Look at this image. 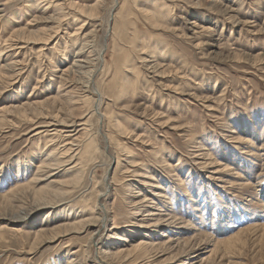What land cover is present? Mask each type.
<instances>
[{"label": "rangeland", "instance_id": "374dc122", "mask_svg": "<svg viewBox=\"0 0 264 264\" xmlns=\"http://www.w3.org/2000/svg\"><path fill=\"white\" fill-rule=\"evenodd\" d=\"M6 1L0 0V50L7 51L0 56V65L15 61L21 73L0 83V264H68L76 256L82 264H264V0H202L199 4L196 0H123L145 43L161 39L159 48L165 53L156 67L150 53L141 54L149 59L146 65L137 62L141 45L135 52L128 48L129 26L109 33L112 13L122 0H102L95 15L87 12L96 0H66L71 8L61 11L65 16L60 20L53 6L57 0L46 11H42L49 4L46 1L37 6L34 0ZM155 1L162 14L158 30L138 13L140 7L153 11ZM211 1L218 4L213 6ZM90 17L97 18L95 25ZM81 23L83 28L73 40L69 35ZM56 26L47 42L37 41ZM84 34L93 39V52L112 66L103 74L107 79L126 73L135 77L129 68L134 60L133 65L143 70L135 92L104 98L105 109L119 126L110 125V135L129 151L112 148L115 142L109 144L104 137L109 134L106 123H96L94 117L89 132L95 135L97 148L85 157L82 171L71 168V160L38 170V161L45 158L53 162L69 157L61 156L65 137L48 143L45 132L31 136L29 129L50 122L37 129L70 133L64 130L72 126H60L53 115L67 119L80 111L76 101L65 100L76 99L82 80L77 72L62 70L71 63ZM25 37L34 41L25 42ZM14 43L8 51V44ZM120 48L123 54L118 53ZM93 73L91 81L98 82V71ZM61 80L65 96L58 94ZM151 85L153 90L148 92ZM39 102H44L42 108ZM147 105L149 110L142 114ZM89 108L85 104L81 111ZM112 176L117 179L113 184ZM74 178L76 186L68 185ZM106 183L108 191L94 203L96 191ZM42 187L58 193L69 189V193L38 206V197L31 192ZM101 200L108 209L105 225L95 222L85 230L83 225L65 229V223L69 227L74 220L82 219L78 225L84 221L91 205L102 209ZM166 203L175 209L168 210ZM147 209L156 214L144 215ZM98 226V232L87 239ZM140 241L154 243L148 260L136 259L142 249L134 247ZM104 246L119 250L118 257L124 260L107 256ZM97 248H101L98 258Z\"/></svg>", "mask_w": 264, "mask_h": 264}, {"label": "bare ground", "instance_id": "6f19581e", "mask_svg": "<svg viewBox=\"0 0 264 264\" xmlns=\"http://www.w3.org/2000/svg\"><path fill=\"white\" fill-rule=\"evenodd\" d=\"M8 1V0H7ZM6 1V2H7ZM34 1H36V6L37 5H39V4H41L42 2H44V1H46L47 3H49V4H46L45 5V7H44V9H42V11H46V10H48L49 8H51L50 7V3L51 4H53L54 2H55V0H34ZM63 2H58V0H57V2H55L54 4H53V6H54V10H56V11H58V12H60V14H58V18H57V20H60L61 18H63L64 16H65V13H63V14H61V11L64 9V8H68V9H70L71 8V3H70V5H69V3H66L65 1L66 0H62ZM101 1L102 0H96V2L95 3H93L92 5H90L89 6V11L87 12V14L88 15H95L96 14V11H97V7H98V5H100L101 4ZM119 1V0H118ZM121 1V0H120ZM119 1V2H120ZM202 0H196V2H195V4H199L200 2H201ZM255 1V0H254ZM6 2H3L2 4H6ZM211 2H214V1H211ZM256 2V1H255ZM215 3H217V2H214V3H212V5L213 6H215L216 4ZM24 4V3H23ZM154 4H155V6H156V8L153 10V11H150V10H146L145 8H142V7H140L139 9H138V13L140 14V15H142L143 17H144V19L147 21V23H148V25L152 28V29H156V30H158L159 29V23L161 22V20L159 19L160 18V16H162V14H159V2L158 1H155L154 2ZM218 4V3H217ZM64 5V6H63ZM175 4L173 3V6H174ZM55 6H57V8H55ZM172 6V5H171ZM170 6V7H171ZM52 9V8H51ZM1 10V9H0ZM48 12V11H47ZM157 13V14H156ZM142 17V18H143ZM112 18L114 19L113 20V22H112V26H111V30H110V32L109 33H111L112 32V30L114 31V33L117 31V30H119L121 27H122V25H127V26H129L127 29H131L132 31L130 32L131 34H132V38H131V40H130V46L128 47V48H131V49H134V52H135V47H137V45H141L140 46V48H138V50H137V52H139V54L138 55H140V56H137V62H139V63H141V64H143L144 63V61H148L149 59H147L145 56H141V54H144V53H150L151 54V60L153 61L152 63H154L152 66L153 67H156L157 66V64H159L160 62H159V57L161 56V58L163 57L162 55H163V53H165V51L164 50H161L160 48H159V41H161V39L158 41H153L151 44H147V42L145 43V41H144V39H143V36H142V33H139L136 29H135V27H134V22H133V20H131V13L129 12V11H126L125 10V4H124V2H123V0L120 2V4L118 5V7H117V10L114 12V13H112ZM90 19H91V23H93V25H95V21L97 20V18L96 17H90ZM163 20V19H162ZM97 22V21H96ZM82 24L83 23H81L80 25H78L77 27H76V30H74V31H72L71 33H70V35L69 36H72V39L73 40H76L78 37L77 36H75V34H77L78 33V31L81 29V28H83L82 27ZM194 24V26H196L195 25V23H193ZM193 24H191V25H193ZM108 25V24H107ZM0 28H2L1 26H0ZM56 29H53V27L52 28H50L51 29V32H48L47 30H45V32L43 33V35H41L39 38H37V39H39V40H37V41H40V42H47L50 38H52L53 37V35L56 33V31H57V29H58V27L56 26L55 27ZM201 29H202V27H201ZM205 29H206V27H205ZM203 30V29H202ZM3 31V30H2ZM16 31V30H15ZM195 31V30H194ZM197 31V30H196ZM14 32V31H13ZM17 33V32H16ZM154 33H156V32H154ZM87 34V33H86ZM86 34H84L83 36H82V38H81V40H82V45L80 46V47H77L76 48V50H75V52H74V54H73V58H72V61H71V63L70 64H68V66L67 67H65L63 70H62V73H65V72H77L78 73V79L79 80H82V84L79 86V87H77V90H80L79 92L80 93H78V94H76V99L74 100V97H73V95L71 96V97H73L72 99H67V100H65V103H67V102H69V103H72L73 101H76V104H77V106L75 107V108H77V109H80V111H78L77 113H76V115L74 116V117H72L71 116V118H67V119H64V118H61V117H56L57 115L55 114V115H53V113H52V115H53V118L58 122V124H60V126L61 125H63L64 124V127L65 126H72V128H70V130H64V131H66V132H69L70 131V133H65L64 135H63V133L62 132H52L51 131V133H49L47 130H39V129H37L38 127H46V126H49V123L50 122H48V123H43V124H41V125H39L38 127H36V126H33V127H31L29 130V132H31L32 131V134H31V136H34V135H37V136H39V134H41V132H45L44 134L46 135H48L49 136V138L47 139V142L48 143H51V141H54V140H57L58 138H64L65 137V140H63L62 142V145L64 146V152L61 154V156H63V155H69V157L66 159V160H62V159H60V158H55L54 159V161L53 162H50L51 160H53V159H50V158H45V159H43V160H41V161H38V165L36 166L37 167V169L38 170H44V168H51L52 166H60L61 164H64V163H66L67 161L68 162H70V160H71V162H74V164L71 166V168H77L78 170H80V171H82L83 170V168H84V165H85V157L87 156V155H90L91 153L92 154H94L95 152H96V145H95V135L93 136V133H91V132H89L90 131V128H91V119L92 118H94L95 117V119H96V123L97 122H101V124H103V126H104V124L106 123V126H107V130H106V132H108L109 134H107L106 133V136H104L105 138H106V140H108L109 141V144H111V142H115V144H116V148L115 147H113V145L111 144V146H112V148H114V149H116L117 150V152H120V151H125V152H128L129 151V149H128V147L125 145H122V144H119V143H116V141L114 140V138L110 135V132H111V129L113 128V129H118L119 128V126H118V121L117 120H114V118H112V116L110 115V112L108 111V110H106L105 109V104H107V103H105L104 104V98L107 100V99H110L111 98V96L112 95H115V94H120L121 92H129L130 90H132V92H135L137 89H138V85H139V79L142 77V74H143V70L141 69V68H137V67H135V65H133L134 64V61H131V67H129V68H131V70H134L135 71V77H133V74H132V76H130L128 73H126V74H124V75H121V77H119V78H117V79H107L103 74L104 73H107L110 69H111V67L112 66H110V65H108L107 63H105V59H103L104 57H102V56H100V54L98 53L97 54V52H93V50H92V41H93V39L91 38H89V36L88 35H86ZM194 34V33H193ZM11 35V34H10ZM156 35V34H155ZM9 36V35H8ZM4 37V36H3ZM16 38V42H17V40H18V36H15ZM22 37V36H21ZM90 37H92V36H90ZM7 38V37H6ZM5 38V39H6ZM12 38H14V35H13V37ZM34 38H32V37H25L24 38V41L26 42H31V41H34L33 40ZM164 39V38H163ZM162 39V40H163ZM3 40V39H2ZM1 40V41H2ZM8 40V39H7ZM22 40V39H21ZM147 40V39H146ZM151 40V39H150ZM153 40H156V39H153ZM4 41V40H3ZM80 41V40H79ZM148 41V40H147ZM164 41H166V40H164ZM77 42V41H76ZM6 43V42H5ZM9 43V42H8ZM11 43V42H10ZM19 43V42H18ZM163 42H161V44H162ZM3 44V43H2ZM9 45V49H8V51L9 50H11L13 47H14V45H15V43L14 44H8ZM107 45V44H106ZM168 45V44H167ZM165 46V44H163V45H161V46H165V47H168V46ZM4 46V45H3ZM10 46H11V48H10ZM21 46H22V44H21ZM170 46V45H169ZM20 47V46H19ZM19 47H17V48H19ZM164 47V48H165ZM16 48V47H15ZM104 48V47H103ZM163 48V47H162ZM41 49V48H40ZM39 49V50H40ZM106 49H107V47H106ZM160 50V51H159ZM167 50H169L168 48H167ZM1 53H0V56L1 57H4L3 55H6L7 54V51H5V48H2L1 50ZM119 54H123L124 53V48H120L119 49V52H118ZM96 55H98V57H96ZM149 55V54H148ZM166 55V54H165ZM11 56V55H10ZM17 57H19L18 55H16ZM15 56V57H16ZM12 57V56H11ZM128 57L129 56H127V57H125V59H124V61H126L127 62V59H128ZM1 59V58H0ZM3 60V59H2ZM11 60V59H10ZM8 61H9V59H8ZM17 61V60H16ZM26 61V60H25ZM11 62V61H10ZM125 62H123V64H124ZM135 63H136V61H135ZM149 63V62H148ZM16 64H18L17 62H15V61H12L11 62V64H5V65H0V83H2V82H4V83H6L5 81H7V80H11L14 76H16L17 74H19V73H21V70H19V68L18 69H16ZM145 65H146V63H144ZM129 68H128V72L130 71L129 70ZM147 68H149L148 66H147ZM57 70V69H56ZM158 70V69H157ZM93 71H98V78L99 79H97L98 80V82L97 81H91V79L90 78H92L91 77V75H92V73H93ZM155 72H157V71H154V73ZM141 73V74H140ZM158 73V72H157ZM160 73H163V71H160ZM94 74V73H93ZM96 74V73H95ZM58 77V76H57ZM93 79V78H92ZM163 80V79H162ZM161 80V81H162ZM165 80V79H164ZM77 83V82H76ZM70 84V83H69ZM85 84V85H84ZM66 85H68V83L66 84ZM65 85V86H66ZM165 85V84H164ZM170 85V84H169ZM62 86H64V81H62L61 80V82H60V84L58 83V94L60 95V96H65L64 95V89H62ZM78 86V85H77ZM83 86L85 87H87V88H83ZM140 86V85H139ZM68 87V86H67ZM73 88V87H72ZM153 87H152V85H151V87L149 86V88H148V92L149 91H151V90H153L152 89ZM74 89V88H73ZM186 90H188V89H186ZM185 90V91H186ZM75 91V90H74ZM77 92V91H76ZM92 92H95V96H96V98L97 99H95V97H94V95H93V93ZM187 92V91H186ZM63 93V94H62ZM147 93V92H146ZM193 93V92H192ZM117 94V95H118ZM75 95V94H74ZM189 95V94H188ZM156 96V95H155ZM153 98V97H152ZM151 98V99H152ZM159 98V97H158ZM206 98V96L204 97V99ZM154 99V98H153ZM215 99V98H214ZM213 99V100H214ZM212 100V99H211ZM49 101H53L52 99H50ZM63 101V100H62ZM203 101V100H202ZM29 102L30 101H27V102H24V103H22V106L21 107H23V106H25L26 104H29ZM54 103V102H53ZM37 104H39V105H41V106H39V108H42L43 106V104H44V102H39V103H37ZM85 104H88V106H90V108L88 109V110H86V111H84V110H82L81 111V109L83 108V106H85ZM33 105V104H32ZM61 105V104H60ZM105 105V106H104ZM146 105V104H145ZM161 105V104H160ZM36 106V105H35ZM38 106V105H37ZM140 106V105H139ZM16 107H18V106H16ZM149 107H150V105H147V106H144V110L142 111V114H145L146 113V111L147 110H149ZM154 107V106H153ZM164 107V106H163ZM207 107H208V104H207ZM65 108H70V107H65ZM162 108V107H161ZM160 108V109H161ZM212 108V107H211ZM57 109H60L61 110V106H59ZM151 109V108H150ZM154 109V108H153ZM34 110H37V109H34ZM68 110V114H72V110H70V109H67ZM151 111V110H150ZM155 111V110H154ZM162 111H163V109H162ZM35 112H37L38 113V116H39V113H40V111H35ZM85 112V113H84ZM156 113V112H155ZM159 113V112H158ZM158 113H156V114H158ZM75 114V113H74ZM155 114V115H156ZM146 115V114H145ZM154 115V114H153ZM160 116H162L161 115V113H159L158 114V117L160 118ZM34 117H35V115H34ZM40 117V116H39ZM77 117V118H76ZM87 117V119H85ZM164 117V116H163ZM52 118V119H53ZM53 119V120H54ZM77 119H78V122H77ZM157 121H160V120H158V119H156ZM156 120H154V121H156ZM167 121V119L164 121V122H166ZM169 121V120H168ZM167 121V122H168ZM55 122V121H54ZM161 122H163V121H161ZM161 122H160V124H161ZM166 122V123H167ZM52 123V122H51ZM154 123V122H153ZM76 124V126H74ZM155 124V123H154ZM110 125L112 126V128L110 127ZM73 126H74V128H73ZM97 127H98V125H97ZM96 127V129H98L99 131H101V129H99V127L97 128ZM44 129H46V128H44ZM60 129H63V128H60ZM97 130V131H98ZM246 130V129H245ZM92 131V130H91ZM127 131V129H124L123 128V130H122V133H124V132H126ZM133 136H134V134H132ZM135 135H136V133H135ZM138 135V134H137ZM143 136H144V134H142ZM70 136H74L73 137V139H71V140H69L68 138H70ZM91 136H93V137H91ZM130 136V135H129ZM141 136V135H140ZM132 137V136H131ZM139 137V136H138ZM148 137V136H147ZM137 139V138H136ZM140 139V138H139ZM137 140V141H140V140ZM144 139V138H143ZM147 139H149V137L147 138ZM60 140V139H59ZM74 145V146H73ZM73 147H76L75 149L73 148ZM119 148L121 149L120 151H118L119 150ZM203 148H205V147H203ZM73 151H76V152H74L73 153ZM53 152H50L49 153V155H51ZM121 153H123V152H121ZM35 154H37V155H39L40 156V154L39 153H37V152H35ZM115 158H116V165L118 164V159H119V157L118 156H115ZM73 159V160H72ZM132 161H134V160H132ZM109 165V164H108ZM138 172V171H137ZM78 176V174H76V176L75 177H77ZM140 176V175H139ZM144 176V175H143ZM105 177V176H104ZM148 178H152V176H150V175H148ZM155 178V177H154ZM105 179V178H104ZM113 180H114V182L117 180H115V178L112 176V178H111V180H110V183H112L113 184ZM148 181V180H147ZM152 181V180H151ZM69 183L70 184H68V185H71V186H76V184L78 183V181L74 178V179H72L71 181H69ZM20 186H22V185H20ZM70 186V187H71ZM127 186V185H126ZM24 187V186H23ZM78 187H80V186H78ZM77 187V188H78ZM75 188V187H74ZM108 188H109V185H108V183H106L105 184V187L102 189V190H97L96 191V195H94L95 197H94V203H95V199L98 201V198H100L99 196L100 195H105V193L108 191ZM20 189V188H19ZM21 189H22V187H21ZM49 189V188H48ZM54 190V191H53ZM50 189V190H44V188L42 187V188H37V189H34V191L33 192H31L32 193V195L34 196V197H38V198H36L37 199V201H39L38 202V206H42V205H48V204H50L51 202H53L56 198L55 197H57L59 194H61V193H63V194H66V193H69V189H64V190H62V191H60L61 193H58L55 189ZM58 190V189H57ZM71 190V189H70ZM160 192V191H159ZM71 194V193H70ZM69 194V195H70ZM90 194V193H89ZM26 195V194H25ZM80 197H82V195L80 196ZM85 197V196H84ZM55 198V199H54ZM87 198V197H86ZM93 198V197H92ZM143 198H145V197H143ZM85 200H87V199H85ZM36 201V200H35ZM58 201V200H57ZM83 201V200H82ZM146 201V198L142 201V202H145ZM35 203H37V202H35ZM97 203V202H96ZM100 204H102L103 205V208L102 209H100L99 211H97V206L96 205H91V207H89L88 209H92L91 211H89V213H87L88 211V209L86 210L87 212V217L84 219V221H82L79 225L77 224V223H79L81 220H79L77 223H74V221H73V225H70L69 227L67 226V225H69L68 223H65V225H63L64 227H66L65 229L67 230L68 228H71V229H76V228H78L80 225H83V226H81L82 227V229H84V227H86V225H88V226H91V224H95V222H97V225H99V226H101V224L103 225H105V221H106V218L108 217L107 216V205L105 204V202L103 201V200H101V202H99ZM157 203V202H156ZM33 204V203H32ZM93 204V203H92ZM167 205H166V208L167 207H169V209L168 210H174L175 209V205H170V204H168V203H166ZM175 204V203H174ZM89 206V205H88ZM178 206V205H177ZM159 207V206H158ZM158 207H156V208H158ZM139 208V207H138ZM137 208V209H138ZM161 208V207H160ZM97 211V212H96ZM146 211H149L148 213H150V214H148V213H145L144 215H154V214H156L155 212H151V210H149V209H147V210H145V212ZM82 211H79L78 213H77V215H79V213H81ZM94 212V214H92ZM158 212V211H157ZM95 213H97V215L95 214ZM168 213V212H167ZM174 213V212H173ZM84 214H85V212H84ZM83 214V215H84ZM176 214V213H175ZM175 214H172V216H175ZM76 215V216H77ZM177 215V214H176ZM68 217V216H67ZM148 217V216H147ZM72 218V217H71ZM74 218V217H73ZM68 219V218H67ZM65 220V219H64ZM71 220V219H70ZM148 220V219H147ZM153 221H155V220H153ZM215 222H217L216 220H214ZM69 222V221H68ZM75 224V225H74ZM62 225V224H61ZM99 226L95 229V230H93V231H91L90 232V234H89V237L87 238V239H91L93 236H94V234H96L97 232H98V230H99ZM264 226V225H263ZM57 227V226H56ZM64 229V228H63ZM81 229V228H80ZM87 229V228H86ZM52 230V229H51ZM57 230V229H56ZM55 230V231H56ZM85 230V229H84ZM220 229H218L217 231H219ZM45 230H43V232H44ZM87 231V230H86ZM221 231V230H220ZM65 232V231H64ZM69 232V231H68ZM56 233V232H55ZM87 233H89V232H87ZM67 234H69V233H67ZM37 235V234H36ZM39 235V234H38ZM54 235H57V234H54ZM64 236V235H63ZM35 240V239H34ZM39 240V239H38ZM50 240V239H49ZM93 240V239H92ZM46 241V240H45ZM48 241V240H47ZM37 243V241L36 242H34V245ZM40 243V242H39ZM154 243L152 242V243H150V241H149V244H148V242L146 243L145 241L143 242V241H140L139 243H137L136 245H135V247H134V249H142V251H141V254L140 255H136V259L137 258H142V260H145V259H147L148 260V258L150 257V253H151V248L152 247H154V245H153ZM31 245V244H30ZM157 245V244H156ZM156 245H155V247H156ZM34 248L36 247V246H33ZM31 248V247H30ZM81 248H82V246H81ZM29 249V248H28ZM33 249V248H32ZM93 249V248H92ZM96 249V248H95ZM83 250V249H82ZM99 250H101V248H97V251H96V253H95V256L98 258V254H100L101 253V251H99ZM124 250V249H123ZM86 252H89V250H85ZM95 251V250H94ZM102 251L104 252H106V254H107V256L109 255V256H111L112 258H117V259H121V260H124L123 258H121L120 256L118 257V252H119V250L118 251H109V247H103V249H102ZM122 251V250H121ZM155 251V250H154ZM83 252V251H82ZM112 252V253H111ZM156 252V251H155ZM81 253V252H80ZM154 253V252H153ZM83 254V253H82ZM87 254V253H86ZM93 254V253H92ZM105 254V255H106ZM124 254V253H123ZM117 255V256H116ZM125 255H127L126 253L124 254V256ZM86 257H88L87 255H85ZM93 256V255H92ZM122 256V255H121ZM96 257H94V258H96ZM102 257V256H101ZM100 257V258H101ZM127 257V256H126ZM96 258V259H97ZM109 258V257H108ZM81 259V258H80ZM80 259L79 258H77V256L76 257H70V259H69V261H68V264H82L81 262H80ZM104 259V258H103ZM114 259H113V261H114ZM50 260V259H49ZM54 260V259H53ZM87 260V259H86ZM133 260H135V259H133ZM141 260V259H140ZM85 261V260H84ZM108 261H110V260H108ZM117 261V260H116ZM120 262V261H119ZM131 262V261H130ZM130 262H129V264H130ZM135 262V261H134ZM146 262V261H145ZM118 263V262H117ZM116 263V264H117ZM126 263V262H125ZM124 263V264H125ZM133 263V262H132ZM51 264V263H50ZM147 264V263H146Z\"/></svg>", "mask_w": 264, "mask_h": 264}]
</instances>
